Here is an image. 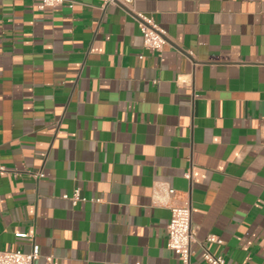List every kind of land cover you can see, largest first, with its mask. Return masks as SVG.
<instances>
[{
  "label": "crops",
  "instance_id": "crops-1",
  "mask_svg": "<svg viewBox=\"0 0 264 264\" xmlns=\"http://www.w3.org/2000/svg\"><path fill=\"white\" fill-rule=\"evenodd\" d=\"M105 1L0 0V250L177 264L189 202L191 264H264V0Z\"/></svg>",
  "mask_w": 264,
  "mask_h": 264
},
{
  "label": "built area",
  "instance_id": "built-area-1",
  "mask_svg": "<svg viewBox=\"0 0 264 264\" xmlns=\"http://www.w3.org/2000/svg\"><path fill=\"white\" fill-rule=\"evenodd\" d=\"M66 2L73 7L77 0H40L38 6L39 8H55ZM105 2L106 4L120 3L128 9L133 10L135 0H106ZM136 14L141 20L144 45L153 50L161 51L168 43L166 32L151 16L142 12H136ZM0 169H4L1 163ZM166 190L168 200L173 199L178 191L171 186H167ZM64 197L69 198L68 195H65ZM70 198L73 201L79 200L80 190L77 189L74 195ZM170 209L171 218L168 224L167 247L175 252L178 259L177 264H191L192 245L196 240V235L192 227V208L189 202H185L182 204L173 203L170 205ZM207 239L210 242H221V239L214 234H210ZM39 255V250L37 248L31 252H23L21 250H0V264H35ZM202 258L207 264H230L222 255H216L207 249L204 250Z\"/></svg>",
  "mask_w": 264,
  "mask_h": 264
}]
</instances>
